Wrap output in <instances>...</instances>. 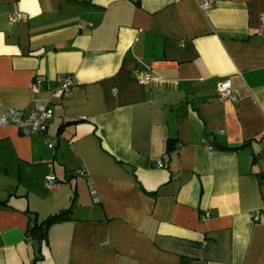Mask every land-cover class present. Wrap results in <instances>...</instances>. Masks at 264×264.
<instances>
[{
    "label": "crops",
    "instance_id": "0c3cea01",
    "mask_svg": "<svg viewBox=\"0 0 264 264\" xmlns=\"http://www.w3.org/2000/svg\"><path fill=\"white\" fill-rule=\"evenodd\" d=\"M262 15L264 0H0V116L53 112L44 134L0 125V264H264ZM59 76L75 88L56 94Z\"/></svg>",
    "mask_w": 264,
    "mask_h": 264
},
{
    "label": "built area",
    "instance_id": "2783aa9c",
    "mask_svg": "<svg viewBox=\"0 0 264 264\" xmlns=\"http://www.w3.org/2000/svg\"><path fill=\"white\" fill-rule=\"evenodd\" d=\"M206 9L209 7L208 3L201 5ZM20 18L14 15L11 16V22L18 21ZM260 31L264 33V15L260 18ZM151 76H142L138 78L137 82L141 85H147L152 82ZM41 80H36L37 87L41 86ZM58 88L56 94L62 95L68 90L75 88V85L70 77L59 76L57 78ZM217 92L221 101H233L235 99L231 92L230 83L227 80L220 82L217 86ZM53 118L52 109L46 104H35L29 111H25L21 108H5L2 109L0 116L1 126H13L18 129L19 133L23 136H29L31 134H44L47 131L48 123ZM82 176L81 171L77 172ZM46 184L48 187H52L55 184L53 177L46 178ZM208 214L205 213L202 217V221L207 220ZM251 219L256 222L259 221L258 214H251Z\"/></svg>",
    "mask_w": 264,
    "mask_h": 264
},
{
    "label": "trees",
    "instance_id": "16d2710c",
    "mask_svg": "<svg viewBox=\"0 0 264 264\" xmlns=\"http://www.w3.org/2000/svg\"><path fill=\"white\" fill-rule=\"evenodd\" d=\"M133 1H134V3H137V0H133ZM224 149L231 150V149H236V148L224 147ZM6 207L7 206H6L5 202H0V209H4ZM70 218H71V208L61 210L58 213H56L55 215L48 217L46 220H44L42 222L41 226H37L39 229L34 228L35 230H37V234H35L36 237H38V239L41 240L42 236H43L42 231L46 230L53 223L66 221V220H69ZM31 231H33V229Z\"/></svg>",
    "mask_w": 264,
    "mask_h": 264
}]
</instances>
